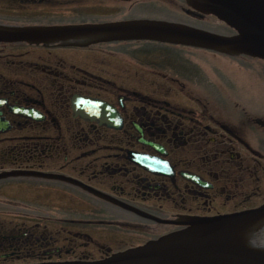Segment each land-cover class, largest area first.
<instances>
[{
    "label": "flooded vegetation",
    "instance_id": "flooded-vegetation-1",
    "mask_svg": "<svg viewBox=\"0 0 264 264\" xmlns=\"http://www.w3.org/2000/svg\"><path fill=\"white\" fill-rule=\"evenodd\" d=\"M140 20L226 28L185 0H0V29ZM189 50L0 41V264L103 261L264 205V111Z\"/></svg>",
    "mask_w": 264,
    "mask_h": 264
},
{
    "label": "water",
    "instance_id": "water-1",
    "mask_svg": "<svg viewBox=\"0 0 264 264\" xmlns=\"http://www.w3.org/2000/svg\"><path fill=\"white\" fill-rule=\"evenodd\" d=\"M185 1L189 8L216 18L234 34L141 20L73 28L0 29V41L48 43L76 37L93 42L149 41L264 61V0ZM187 225L185 230L104 261L42 264H264V206L234 215L195 219Z\"/></svg>",
    "mask_w": 264,
    "mask_h": 264
},
{
    "label": "rangeland",
    "instance_id": "rangeland-1",
    "mask_svg": "<svg viewBox=\"0 0 264 264\" xmlns=\"http://www.w3.org/2000/svg\"><path fill=\"white\" fill-rule=\"evenodd\" d=\"M205 29H211L214 32H218L220 34H231L230 30L227 28L222 27L221 25L217 23H201ZM152 46H161L157 44H151ZM176 51L175 49H172ZM180 50V49H178ZM193 51L190 53H186L189 58L192 60L190 62H197L199 64H203L205 62V65L208 67V74H209V80L211 79H225V82L227 83V88L231 91V94H243L244 92L241 90L240 87L242 84H248L250 85V93L247 95L250 96L253 100V103H255L256 108L258 111H264V72L261 70V64L257 65V62L249 61L246 59L241 58H229V57H223L216 55L214 53L205 52V51H197V50H189ZM177 52V51H176ZM180 52H178L179 54ZM184 53V52H183ZM178 54H171L170 56H167L168 59L176 61L175 57ZM180 55V54H179ZM185 55V53H184ZM190 60V59H189ZM243 62H248L249 64H242ZM189 63V62H188ZM262 69L264 67L262 66ZM214 81V80H212ZM209 81L210 84L215 83ZM236 88V89H235ZM263 98V103H259V99ZM261 101V102H262ZM90 213H81V219L89 220L90 219ZM34 218V215H31ZM36 222V219H33L31 223ZM30 225V224H28ZM55 231V229L50 228V232ZM63 244V243H62ZM29 245L22 246L20 249L23 251L25 249L30 250Z\"/></svg>",
    "mask_w": 264,
    "mask_h": 264
},
{
    "label": "bare ground",
    "instance_id": "bare-ground-1",
    "mask_svg": "<svg viewBox=\"0 0 264 264\" xmlns=\"http://www.w3.org/2000/svg\"><path fill=\"white\" fill-rule=\"evenodd\" d=\"M242 57H245V58H249V57H246V56H239L238 58H242ZM250 61H256V59H252V58H249Z\"/></svg>",
    "mask_w": 264,
    "mask_h": 264
}]
</instances>
